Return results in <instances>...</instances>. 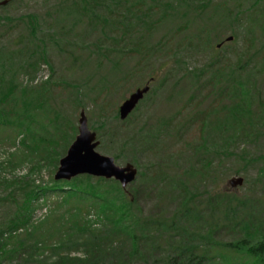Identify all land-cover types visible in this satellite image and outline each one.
<instances>
[{"label": "trees", "instance_id": "16d2710c", "mask_svg": "<svg viewBox=\"0 0 264 264\" xmlns=\"http://www.w3.org/2000/svg\"><path fill=\"white\" fill-rule=\"evenodd\" d=\"M17 1L10 0L1 9ZM150 1L64 0L44 18L0 16V129L11 133L7 139L14 147L19 139V147L25 148L18 150L21 161L33 162L30 174L42 171L50 159L57 170L78 134L71 121L74 112L55 102L52 78L37 81L42 64L52 70L50 43L72 38L93 48L84 64L95 66L88 78L94 83L91 101L99 114L90 115L89 124L98 134L99 149L116 163H132L139 169L131 193L115 180L90 176L70 182L51 178L46 185H36L30 176L4 175L7 169L16 170V154H9L0 162V205L11 211L0 224V264H264V155L253 150L264 130V100L251 90L258 69L252 60L249 63L253 54L249 48L229 66L212 62L210 67L184 69V80L192 82L181 92V96L190 92L183 102L189 112L163 116L156 127L147 125L146 134L140 129L132 136L131 126L143 101L125 121L118 110L111 114L104 110L105 99L131 76L122 73L127 55L144 50L150 63V55L171 54L165 50L173 33L151 43L156 24L184 17L187 13L180 9L202 10L207 5L205 0ZM243 13L231 11L227 18L241 22ZM17 23L24 32L9 40ZM208 31L203 28L199 35ZM231 31L234 36L239 33ZM97 34V41L90 43ZM188 46L198 47L194 42ZM103 61L110 62L114 76L100 72ZM89 80L71 85V104L81 110L92 90L86 86L91 85ZM148 82L152 86L154 78ZM167 83L162 77L150 93H159ZM208 86L211 89L204 94ZM208 99L211 108L195 110ZM196 125L199 136L191 144L183 143L186 132ZM170 139L180 145L175 155L140 163L149 152L164 153ZM230 159L238 175L257 167L256 176L245 178L249 187L242 196L215 185L224 161ZM148 193L158 199L155 213L146 214L141 207ZM52 198L53 207L36 220V213Z\"/></svg>", "mask_w": 264, "mask_h": 264}, {"label": "rangeland", "instance_id": "374dc122", "mask_svg": "<svg viewBox=\"0 0 264 264\" xmlns=\"http://www.w3.org/2000/svg\"><path fill=\"white\" fill-rule=\"evenodd\" d=\"M2 1L4 0H0V2ZM61 1L64 2V0H19L11 6L0 9V16L7 15L10 18H17L22 15L33 14L39 18H44L47 17L46 14L50 13L54 5ZM147 2L151 3L150 0H147ZM205 2H207V5L202 10L193 7L180 9V12L181 10L186 11L187 14L184 17L156 24V30L154 29L151 33V43H159L164 35L173 33L175 36L171 38L165 50V52L173 54V57L171 54L167 55L161 52L163 54L150 55L149 63L147 60L148 55L143 50L142 53L137 51L130 53L121 62L123 67L122 73L129 72L131 76L127 82H122L119 84V87L117 86L113 89V93L109 96L108 100L105 99L103 107L106 113L111 114L115 110L119 111L121 104L137 89L143 88L150 78H154V82H152L153 87L157 86L162 77L168 79L167 86L161 89L159 93H150L152 90L150 84V92L146 95L147 97H145L143 103L141 105L142 101L139 103L140 109L133 116L134 118H132V136L135 137L140 129L141 132H145L144 134H146L149 129L147 125L156 127L158 120L163 116L176 115L181 117L187 115L190 108L189 110H184L183 102L187 100L190 92L185 96H181V92L184 87L188 88L191 86L192 82L184 80L183 74L186 72L185 70L190 71L204 66L210 67L215 63L217 67H223L225 64L229 66L236 63L239 58L244 57L247 48L253 52V54H250L251 59H249V63L251 64L252 60L256 65L255 69H258L257 75L255 74V80L251 82V90H253L257 98L259 97L264 100V29L262 28V23H264V0H205ZM237 10H244L241 22L227 18L229 12L233 11L234 13ZM48 19L49 17L46 18V20ZM240 27L242 28L241 31H239ZM203 28H207L209 33L201 36L199 33ZM232 28L239 31L237 36L233 35ZM23 29L24 26L17 23L11 30L8 39L21 37V33L24 32ZM229 37H233V40L228 41L227 38ZM98 38L97 34L89 41L90 43H94ZM67 40L68 42L65 40L55 45L50 43L51 52L49 59L52 70L46 64H42L37 81L46 80L49 77L52 78L55 89V102L63 110H72L74 112L71 121L78 126L81 109L77 108L75 104H71L70 96L73 90L71 85L78 84L84 79L89 80L88 77L92 74V69L95 66L91 65L88 67L84 64V61L88 60V54L93 48L88 49V47H84L83 42L81 43L73 38ZM190 42H194L198 47L190 48L188 46ZM219 45L221 46L218 47ZM246 59L247 56L243 62ZM103 63L100 72L109 77L114 76L110 62L103 61ZM207 79L208 76L201 79V81L204 82ZM90 84L86 85L88 89L94 86V83L90 82ZM209 88L211 89L208 86L203 93L205 94ZM95 95L96 92L93 88L86 95V107L84 110L88 119L90 115L97 116L99 114V110L94 109V104L91 101V98H94ZM200 97L201 95L199 94L197 100ZM212 106L213 103L208 99L204 100L201 107L197 105V109L195 110L204 111ZM261 132L263 133L259 137L261 140H257L256 143L254 142L256 145L253 147V150L264 155V130H261ZM8 133L11 134L9 131L4 133L0 129V140L2 141L0 143V162H5V160L9 159V154L15 153L13 165L16 167V170L11 172V169H7V171H4V175L9 178L13 176H17L18 178L30 176L36 180V185H46L50 182L51 178L54 179L57 170L54 169L51 159L45 163L42 171H37L33 175L30 174L33 162H24V159L21 161L20 158L23 156L18 150L25 148L23 146L19 147V139L17 140L16 147H14L11 140L7 139ZM197 136H199V133L196 125L186 132L183 143L191 144ZM179 146V144L176 146L174 139H170L166 142L164 153L159 150L149 152L142 155L139 161L141 164L146 165L149 162H154V158L159 157L160 160L167 158L175 155ZM98 151L103 155L110 156L99 148ZM117 164L124 166L126 163L117 162ZM223 165L224 169L219 173L215 182L216 187L222 191H231L240 196L244 195L249 187L248 184L246 185V180L243 186L236 189L229 188L227 182L237 177H243L244 179L246 177L253 178L257 174V167H250L247 170V175L245 173L238 175L235 173V169L237 168L235 161L231 159L225 160ZM130 189L131 185L128 188L129 193H131ZM53 202V198L50 199L47 204L48 206H45L36 213V220L42 218L50 211L53 207ZM141 204L146 214L155 213L159 206L156 195L149 193L143 195ZM169 210L171 209L169 208ZM9 216H11V211L0 205V224L4 223ZM5 264H16V262H7Z\"/></svg>", "mask_w": 264, "mask_h": 264}, {"label": "water", "instance_id": "95a60500", "mask_svg": "<svg viewBox=\"0 0 264 264\" xmlns=\"http://www.w3.org/2000/svg\"><path fill=\"white\" fill-rule=\"evenodd\" d=\"M10 0L0 2V7L5 6ZM228 41L233 37L227 38ZM219 45L218 47H220ZM151 86L148 82L143 88L133 92L119 107L121 121H125L136 110L139 103L143 101L150 92ZM100 141L98 134L93 131L85 110H81L78 119V134L69 146L66 155L60 159L55 181H72L80 176H90L106 180H115L121 184L125 191L130 185L137 181L139 170L128 163L120 166L114 157L103 155L98 151ZM245 179L237 177L230 179L227 186L236 189L244 185Z\"/></svg>", "mask_w": 264, "mask_h": 264}, {"label": "flooded vegetation", "instance_id": "af4514ba", "mask_svg": "<svg viewBox=\"0 0 264 264\" xmlns=\"http://www.w3.org/2000/svg\"><path fill=\"white\" fill-rule=\"evenodd\" d=\"M9 3H10V1H9ZM9 3H8V4H9ZM8 4H7V5H8ZM5 6H6V5H5ZM5 6H1L0 9H1L2 7H5ZM138 107H139V106H138ZM138 107H137V108H138ZM136 110H137V109H136ZM136 110H135V111H136ZM135 111H134V112H135ZM134 112L132 113V115L134 114Z\"/></svg>", "mask_w": 264, "mask_h": 264}]
</instances>
